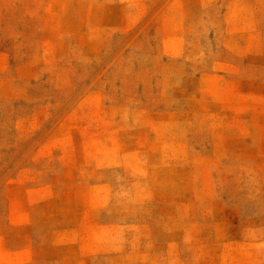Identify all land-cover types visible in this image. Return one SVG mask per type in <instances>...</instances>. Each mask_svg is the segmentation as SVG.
Returning a JSON list of instances; mask_svg holds the SVG:
<instances>
[{"label":"rangeland","instance_id":"obj_1","mask_svg":"<svg viewBox=\"0 0 264 264\" xmlns=\"http://www.w3.org/2000/svg\"><path fill=\"white\" fill-rule=\"evenodd\" d=\"M0 264H264V0H0Z\"/></svg>","mask_w":264,"mask_h":264}]
</instances>
